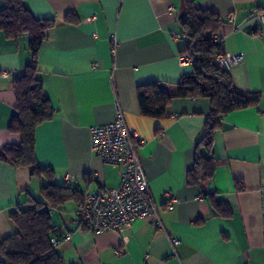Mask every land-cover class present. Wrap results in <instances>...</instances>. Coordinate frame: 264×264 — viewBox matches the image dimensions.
I'll use <instances>...</instances> for the list:
<instances>
[{"label":"crops","instance_id":"obj_1","mask_svg":"<svg viewBox=\"0 0 264 264\" xmlns=\"http://www.w3.org/2000/svg\"><path fill=\"white\" fill-rule=\"evenodd\" d=\"M195 2L224 21L218 35L225 52L243 56L230 71L235 85L261 95L258 106L226 115L216 132V171L208 189L229 203L227 218L199 187L187 184L210 100L175 98L162 119L144 117L139 105L140 86L173 85L193 74L192 64L179 61L187 41L172 39L181 34L183 0L24 2L34 18L54 22L37 58L55 112L37 128L38 163L55 171L56 184L75 176L72 186L82 198L117 189L122 169L93 153L91 128L113 123L120 109L129 130L144 142L139 158L163 224L160 230L151 220H139L95 234L77 224V201L48 206L53 226L62 237L70 235L56 248L66 264H264V24L257 18L264 0ZM5 7L0 0V12ZM31 62L28 37L10 39L0 31V148L21 142L8 130L17 113L13 80ZM35 179L30 169L0 160V240L16 232L9 211L41 198ZM171 238L179 241L174 249Z\"/></svg>","mask_w":264,"mask_h":264},{"label":"trees","instance_id":"obj_2","mask_svg":"<svg viewBox=\"0 0 264 264\" xmlns=\"http://www.w3.org/2000/svg\"><path fill=\"white\" fill-rule=\"evenodd\" d=\"M6 7L0 12V31L7 38L27 36L32 62L25 72L13 80L17 98L16 115L11 119L8 130L21 136L17 145L0 148V160L15 167L30 169L31 177L41 182V198H30L27 207H16L9 211V219L16 232L0 240V264H66L63 256L51 243L53 237H61L53 226L47 207H60L74 200L82 204L81 191L72 184L55 183V171L42 167L36 156V131L44 122L54 118L55 112L42 80L39 78L37 58L46 40V32L54 22L38 20L25 7V0H3ZM184 16L180 19L181 34L188 46L182 53L195 57L193 74L184 76L179 83H159L138 88V100L144 117L162 119L167 115L171 101L175 98H207L211 102L210 114L205 124L203 138L195 150L193 168L187 174V184L199 187L202 196L209 199L220 215H232L228 202L216 198L208 189L216 171V132L223 118L231 112L258 106L259 93L244 92L234 83L230 72L216 63L218 54L224 52V38L217 43L214 36L224 21L214 12L200 8L195 0H183ZM169 88H173L172 92ZM239 191L244 185L237 183Z\"/></svg>","mask_w":264,"mask_h":264},{"label":"built area","instance_id":"obj_3","mask_svg":"<svg viewBox=\"0 0 264 264\" xmlns=\"http://www.w3.org/2000/svg\"><path fill=\"white\" fill-rule=\"evenodd\" d=\"M259 24H264V11L257 13ZM174 41L184 40L182 34L172 35ZM217 43L222 42L219 35L214 36ZM112 50L116 53L118 43L112 40ZM243 59L242 55H230L222 52L217 55L216 63L224 71L230 72ZM180 63L190 65L195 57L181 55ZM92 151L108 165L119 167L121 183L117 189H102L88 194L84 202L76 209V222L79 226L88 227L95 234L118 231L120 228L139 220H151L156 229H163L160 219V207L151 198L150 186L144 168L140 162L139 151L144 142L127 127L123 112L118 109L116 120L106 125L91 128ZM76 181L75 176L67 175L65 183L70 185ZM70 235L53 237L51 243L58 247ZM179 244L171 238L173 249Z\"/></svg>","mask_w":264,"mask_h":264},{"label":"rangeland","instance_id":"obj_4","mask_svg":"<svg viewBox=\"0 0 264 264\" xmlns=\"http://www.w3.org/2000/svg\"><path fill=\"white\" fill-rule=\"evenodd\" d=\"M34 185H35V188H36V190H37V197H39L40 198V194H39V189H40V183H39V181H38V179H35L34 180Z\"/></svg>","mask_w":264,"mask_h":264}]
</instances>
